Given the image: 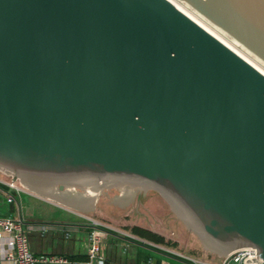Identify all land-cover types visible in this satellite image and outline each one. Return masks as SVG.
<instances>
[{
    "label": "water",
    "instance_id": "1",
    "mask_svg": "<svg viewBox=\"0 0 264 264\" xmlns=\"http://www.w3.org/2000/svg\"><path fill=\"white\" fill-rule=\"evenodd\" d=\"M177 1L264 66V0ZM0 173L84 216L155 194L264 264V74L170 0H0Z\"/></svg>",
    "mask_w": 264,
    "mask_h": 264
},
{
    "label": "crops",
    "instance_id": "2",
    "mask_svg": "<svg viewBox=\"0 0 264 264\" xmlns=\"http://www.w3.org/2000/svg\"><path fill=\"white\" fill-rule=\"evenodd\" d=\"M10 199L13 201L10 202ZM3 218L23 222L31 251L36 257L62 256L81 264L89 261L90 237L96 229L94 223L97 222L93 218L67 210L26 191L12 190L0 182V219ZM104 226L107 234L103 238L100 252L103 264H172L170 259L187 264L154 248L147 243L149 241L128 236L115 227ZM146 252L156 253L162 259L150 257ZM0 264H12L5 259L1 250ZM92 264L102 263L95 260Z\"/></svg>",
    "mask_w": 264,
    "mask_h": 264
},
{
    "label": "rangeland",
    "instance_id": "3",
    "mask_svg": "<svg viewBox=\"0 0 264 264\" xmlns=\"http://www.w3.org/2000/svg\"><path fill=\"white\" fill-rule=\"evenodd\" d=\"M236 47L242 51L238 46ZM0 182H11V179L0 173ZM142 200L141 206L137 208V205L133 204L132 209L126 214H120L121 212L118 211L117 214L112 215L110 212L113 209L103 204L95 213L87 216L103 225L115 227L128 236L149 241L147 243L159 248L172 250L194 260L209 261L198 239L175 218L168 205L159 196L152 194ZM161 237L164 241L160 240ZM146 255L162 259L153 252H146ZM170 262L181 264L173 259H170Z\"/></svg>",
    "mask_w": 264,
    "mask_h": 264
},
{
    "label": "built area",
    "instance_id": "4",
    "mask_svg": "<svg viewBox=\"0 0 264 264\" xmlns=\"http://www.w3.org/2000/svg\"><path fill=\"white\" fill-rule=\"evenodd\" d=\"M5 184L12 190L22 191V189L18 188L12 182H6ZM12 201L13 200L10 199V202ZM94 225L96 229L90 237L88 252L89 261L84 264H92L95 260H99L102 264L104 262L100 252L103 238H105L107 234L103 229L106 226L99 222H95ZM153 247L188 264H251L253 260L257 259V252L252 248L240 249L227 257L217 258L215 261L202 262L175 253L166 248H159L155 245H153ZM0 250L4 253L5 259L12 262V264H81L62 256L36 257L31 251L29 238L24 229L23 222L12 218L0 219Z\"/></svg>",
    "mask_w": 264,
    "mask_h": 264
},
{
    "label": "bare ground",
    "instance_id": "5",
    "mask_svg": "<svg viewBox=\"0 0 264 264\" xmlns=\"http://www.w3.org/2000/svg\"><path fill=\"white\" fill-rule=\"evenodd\" d=\"M174 5L177 6L178 9H180L184 14H186L188 17H190L192 20H194L196 23H198L200 26H202L205 30H207L209 33H211L213 36L218 38L221 42H223L226 46H228L230 49H232L234 52H236L238 55H240L242 58H244L247 62H249L252 66H254L256 69H258L260 72L264 74V66L260 64V62L256 61L255 59H252L248 53H244L237 49L234 42L229 41L224 37L223 34H221L217 29L206 23L200 16H198L195 12H193L191 9H189L187 6H185L183 3L178 2L177 0H170Z\"/></svg>",
    "mask_w": 264,
    "mask_h": 264
},
{
    "label": "trees",
    "instance_id": "6",
    "mask_svg": "<svg viewBox=\"0 0 264 264\" xmlns=\"http://www.w3.org/2000/svg\"><path fill=\"white\" fill-rule=\"evenodd\" d=\"M160 240H161V241H164V238H163V237H161V238H160Z\"/></svg>",
    "mask_w": 264,
    "mask_h": 264
}]
</instances>
